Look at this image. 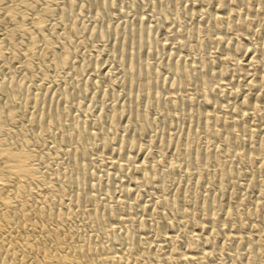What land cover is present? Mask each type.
Returning a JSON list of instances; mask_svg holds the SVG:
<instances>
[{"label": "rangeland", "instance_id": "rangeland-1", "mask_svg": "<svg viewBox=\"0 0 264 264\" xmlns=\"http://www.w3.org/2000/svg\"><path fill=\"white\" fill-rule=\"evenodd\" d=\"M102 1L0 0V81L13 80L19 98L0 144L33 170L19 177L23 190L11 199L43 210L68 242L114 212L96 245L98 259L119 255L117 264H264V55L236 54L264 48V15L253 21L250 13L245 24L227 18L262 0ZM215 15L226 17L220 28ZM209 36L220 42H206ZM196 61L215 72L230 67L234 76L190 74ZM203 76L211 87L199 84ZM138 113L148 119L132 121ZM89 159L100 162L96 170ZM180 208L190 209L181 215ZM212 213L226 234L210 238ZM138 219L133 242L118 245L113 237ZM137 235L147 239L148 258Z\"/></svg>", "mask_w": 264, "mask_h": 264}, {"label": "bare ground", "instance_id": "bare-ground-1", "mask_svg": "<svg viewBox=\"0 0 264 264\" xmlns=\"http://www.w3.org/2000/svg\"><path fill=\"white\" fill-rule=\"evenodd\" d=\"M217 1L219 2V4L222 5V3L225 0H217ZM232 1L234 3L235 2L237 3L238 0H232ZM101 2H103V1L101 0ZM223 7H224V5H223ZM6 12H7L6 14L9 17V19L12 20V18L15 15V12L12 9H8ZM247 12L248 13H246V14H241V13H237V11H236V13H234L232 10H230L228 15H227V18H228V16H230V17L233 16L235 21H236L235 23H237V22L239 23L240 22L242 24L243 22H241V21L244 20L245 18H248L247 15L252 13L253 16H249V17H253L252 20L256 21L260 17H262L261 15H264V0L261 1L260 5L257 7V9H255V10L252 9V11H247ZM223 17L215 15V16H213L211 18V20L215 23V25L219 26V28H220L219 23H221V21H223L224 18L226 19V17H224V18ZM205 22L207 23V20ZM210 24H212V23H210ZM243 24H245V23H243ZM36 29H38V35H40V27L39 28L37 27ZM19 30L24 33V31L22 29H19ZM244 31H246V30H244ZM167 34H168V32H167ZM220 34H222V32ZM170 35L171 34H168V37ZM218 36H220V35L218 34ZM221 37H224V36L221 35ZM220 39L221 38L217 39V37L214 39V38H212V36H209L205 41L206 42H211L212 41V42L218 43V41L220 42ZM30 40H31V42H30V45H28V46H30L28 48L29 49V53L28 54L29 55H35L36 47L34 46V44L32 42V39H30ZM161 46H163V45H161ZM2 50H4V49H2ZM259 50H261L262 55H264V48H260L259 49L258 47L257 48L246 47L244 49L241 48L240 50H237L236 54L239 53L240 55L246 57L245 55H247V54L251 55V53L257 52ZM44 51L45 52L42 51L41 54L43 53V55H44L48 51V49L44 48ZM3 56H5V53L0 50V58L3 57ZM228 58L230 59L229 56H227V58L225 57V60L228 59ZM231 59H233L232 55H231ZM259 59H261V62H264V56H262ZM66 60H67L66 53L64 54V51H63V54L61 55L59 62H61V64H62V63H65ZM52 62H53L54 65L57 64V62L54 59L52 60ZM261 62L259 61V63H261ZM207 64H206V66H207ZM24 65L28 69V62L27 61L25 62ZM174 65H176V64L174 63ZM198 65L201 67V64H197V61L194 62V64H192V66H191V69L189 70V73L192 74L193 71H195L197 69H200V70H202L203 74L205 73V75L207 77L208 76H214V74L217 73V75L220 76L219 78L222 77V79H223V77L227 76V75L228 76H232V75L234 76V72H235V69L231 70L230 67H227L228 69L215 72V71H213L211 69L212 67L209 68L210 65H209V67L202 66L201 68H199ZM231 68H232V66H231ZM24 69H26V68H24ZM197 71H195V72H197ZM150 72H151L150 69L149 70L147 69L148 76H149ZM254 73H255V71H254ZM200 74L203 75L202 73H200ZM207 77L203 76L201 79L198 80L199 84L201 86H203L204 89H205V87L207 89L209 85H210V87L212 86L209 83V79H208L209 77L208 78ZM190 79H192L191 75H188L187 78L185 79V81H188ZM222 79H221V81H222ZM15 87H16L15 83L11 79L10 80L9 79L8 80L5 79V81H0V97L3 96V95H6V98H4L6 100L3 101V102H6V103H4V104L0 103V131L3 129L5 124L12 123L16 119V115L17 114H16V111H15V108H14V103L16 101H18L19 98H18L17 93H16L17 91L15 92L14 90H12ZM11 91L13 92V94L10 93ZM14 92L16 93V95H15ZM154 95H152V96H154ZM29 97L31 98L32 96L30 95ZM23 99H21V100H23ZM31 99H34L36 102L39 101L38 100L39 99L38 96L37 97L33 96ZM34 100H30V101H34ZM37 104H38V102H37ZM208 104H210V103H208ZM215 106H216V104H215ZM53 109H54V107H53ZM115 112L117 113V111H115ZM43 113H42L41 116H36L35 117L34 120L37 123L42 122L44 119L46 120V113H44V114ZM140 116H141L140 113L136 114L135 117H132V121H134V120L136 121V119L138 117H140ZM147 117H146L145 114H143L141 116V119L146 121V119H148ZM130 120H131V118H130ZM138 120L140 121V118ZM150 121L153 122L154 120H150ZM135 124L136 123H134V125ZM138 125L139 124H137V126ZM142 125H143V123H142ZM142 125L140 127H143ZM147 125L149 126L148 123H147ZM150 127H152V126H150ZM82 128L83 127H81V126L80 127H76V128H73V131L78 133V132L82 131ZM144 128L145 127L140 128V129L144 130ZM99 163L100 162L97 159H93V160L89 159L88 163L86 165H88L89 169H94V168H96L99 165ZM94 170H96V169H94ZM204 172H205V170H203V169H198L197 170V174L198 175H201ZM32 175H33V170L31 168H28L25 165V161L23 159H18L16 155L12 154L8 149L2 148V146L0 144V264H117V263H119L121 261V258L119 257V255L118 256L117 255H110V256H106V257L103 256V258H101V259H98V257H97L100 254V252H101V246H97L96 245V241L98 240V238H100L102 236V234H105L106 232H108L109 224L112 221L111 219H114V217L116 216V214L114 212H113V214L110 217L105 218L101 222V224H99L98 227H96L93 230H91V232L87 236L76 235L73 238L72 242L71 241L68 242L57 231V229L55 228L56 221H53V219L50 218V216H46L45 215L46 213L43 210L39 211V209L36 210L34 208H30V209L29 208H25L24 207V200L22 198H17V199H13L12 200L11 199V192L19 194L23 190V182H21V180H19V177H29V176H32ZM14 180H16L15 183L13 182ZM205 206L206 205H204V207ZM262 207L263 206L261 204H257L254 207L253 210L255 211L256 214H260L261 211H262L261 210ZM180 209H181L180 210L181 215H186V214H188L190 208L189 209L180 208ZM173 212H175L174 209L170 210L167 214L171 215ZM236 212L237 211H236L235 207L234 208H230L228 210V212L226 213V215H225V219L226 220L230 219V217H232V215H235ZM218 219H219V214H217V213H212L211 214L210 220L212 222H214V223H212L207 228L208 235L210 236V238H215V236L220 234L221 232H223V234H226V228L225 227L222 228L219 225H215V222H217ZM143 222H144L143 219H138L137 222H136V225L133 226L127 232L126 235H124V236L116 235V236L113 237V239L118 243V245L128 246L129 244H131L133 242V237H136L135 235L137 234L136 233L137 232V226L143 224ZM169 240L170 241H175V237H173V238L170 237ZM135 244H137L138 249L142 250V253H144L146 255L145 251H146L147 239L137 235V241L135 242ZM173 244H174V242H173ZM217 245L218 244H216V246L214 245V248H216L218 251H221L223 249V246L222 247H218ZM211 249H212V247H211ZM116 252H118V251H116ZM144 254H143V256H144ZM146 257L147 258L149 257L148 254L146 256H144V258H146ZM186 259H187V257H186ZM188 259H189V257H188ZM198 261L199 260H197L196 262H198ZM120 264H129V261L125 260V261H123Z\"/></svg>", "mask_w": 264, "mask_h": 264}]
</instances>
